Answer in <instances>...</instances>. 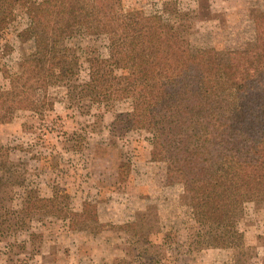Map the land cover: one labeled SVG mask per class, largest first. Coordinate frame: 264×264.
Instances as JSON below:
<instances>
[{
    "label": "rangeland",
    "instance_id": "1",
    "mask_svg": "<svg viewBox=\"0 0 264 264\" xmlns=\"http://www.w3.org/2000/svg\"><path fill=\"white\" fill-rule=\"evenodd\" d=\"M41 1L0 0V94L19 100L0 120V264H264V200L244 202L240 246H201L183 184L168 183L165 162L151 157L153 127L181 136L183 117L167 98L177 80L127 82L118 68L89 83L110 55L109 34L69 26L51 44ZM113 1L120 14L156 16L219 64L228 50L257 45L264 14V0ZM36 33L64 59L69 82L56 74L31 97L22 62Z\"/></svg>",
    "mask_w": 264,
    "mask_h": 264
},
{
    "label": "trees",
    "instance_id": "2",
    "mask_svg": "<svg viewBox=\"0 0 264 264\" xmlns=\"http://www.w3.org/2000/svg\"><path fill=\"white\" fill-rule=\"evenodd\" d=\"M49 2L54 8L44 13L43 4ZM113 3L38 2L40 15L53 22L48 30L51 44L71 33L69 26L92 25L109 34L110 55L90 72L89 83H100L104 74L118 68L125 69L120 77L127 82L177 80L167 98L170 112L183 117L181 136L171 137L162 126L153 127L152 138L158 144L151 157L165 162L168 183L183 184L196 222L194 242L240 246L237 218L244 202L264 200V14L257 21V45L230 49L226 63L219 64L211 49L193 53L187 41L156 16L141 11L120 14ZM54 18L65 25L55 26ZM33 39L35 51L22 62L23 93L33 86L31 97L56 74L53 81L69 82L64 59L50 54L37 33ZM70 87L72 91L76 86L70 82ZM9 100L0 94V120L19 105V100L13 106Z\"/></svg>",
    "mask_w": 264,
    "mask_h": 264
}]
</instances>
